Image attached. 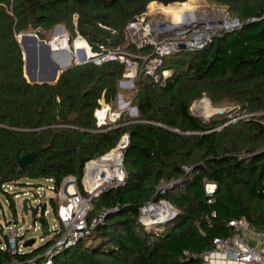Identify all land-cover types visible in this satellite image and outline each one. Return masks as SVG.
Masks as SVG:
<instances>
[{"label":"trees","instance_id":"obj_1","mask_svg":"<svg viewBox=\"0 0 264 264\" xmlns=\"http://www.w3.org/2000/svg\"><path fill=\"white\" fill-rule=\"evenodd\" d=\"M187 1L0 0V193L15 217L16 194L4 187L20 192L51 180L58 192L75 177L85 194L86 165L129 136L123 183L106 187L93 200L89 220L105 211L103 222L52 264H204L203 254L214 249L215 239L235 235L232 222L245 219L264 232V0H208L227 7L241 24L217 31L201 49L187 47L165 57L162 69L172 71L165 85L140 76L135 120L104 128L96 123L100 100L117 101L125 74L120 62L74 64L53 85L30 84L24 75L18 35L47 40L63 25L72 42L80 36L93 51L104 45L148 54L152 48L129 42L128 26L154 2ZM82 45L76 43L78 49ZM205 96L239 111L203 120L192 106ZM39 148L35 160L21 168L18 157ZM162 201L177 214L144 220L143 209ZM46 211L45 237L56 234ZM54 239L22 254L0 249V264L33 258L45 264L42 256Z\"/></svg>","mask_w":264,"mask_h":264},{"label":"built area","instance_id":"obj_2","mask_svg":"<svg viewBox=\"0 0 264 264\" xmlns=\"http://www.w3.org/2000/svg\"><path fill=\"white\" fill-rule=\"evenodd\" d=\"M146 15L147 13L139 21L131 23L128 26V40L139 49L146 47L152 48L151 53L133 54L125 48L110 49L104 45H100L97 51H93L87 42L86 47L78 51L75 42L81 39L84 40L80 36L77 37L68 51L70 50L74 54L73 60H76V63H93L96 66H101L108 62H120L125 68L121 85L131 87L135 90L136 94L139 91L137 81L140 76L150 77L156 84L163 86L166 83V79L171 75L169 71L162 69L165 57L180 49L178 45L181 43H185L190 48L201 49L211 42L213 35L204 37L203 34L197 35L194 32H190L183 35L181 39L178 37L160 39L154 34L150 25H143V18ZM65 39L69 44L71 43V38L68 34H66ZM55 50L57 51V49ZM79 59L81 60L80 62ZM121 116V112H114L110 104H107L103 99L100 100V108L95 111L96 123L99 128H104L111 122L117 123ZM128 144L129 136L126 134L116 150H114L120 157L119 168L121 175L118 179L119 184L123 183L125 179L121 159L123 157V150ZM106 157H102V161ZM97 163L98 160H95L86 165L83 178L85 194L81 192L75 177L67 178L66 183L64 185L62 184L63 187L61 186L58 192L54 191L55 188L52 181L48 180L52 184L50 190L53 194H58L63 199V202L59 206L57 217V232L59 238L54 241L53 245L42 256L46 259L45 264H52V259L56 255L74 246L81 239L90 236L95 225L103 222L105 211L100 213L96 218L89 220L90 212L93 209V200L108 187V183L110 182L109 180L103 181L104 179H101L103 182L101 181L100 186L93 189L89 188V185L95 183L98 178L103 176V171L94 174L92 177L89 176L90 166ZM4 188L8 190L10 186ZM39 190L37 194L32 195L31 191L25 194L27 197L31 196L34 203H36L33 205L32 200H30V206L35 207L42 204V202H38L42 198ZM213 192L214 186L209 185L208 193L212 195ZM230 226L235 230V235L232 238L215 239L213 242L214 249L206 251L203 254L204 264H264V232L252 228L245 219L234 221ZM3 230L6 236V242L0 243V249L2 251L8 250L13 254H22L27 250L24 248L22 242H20L23 235H21L22 228L19 222L6 225ZM23 264H38V261L36 258H33Z\"/></svg>","mask_w":264,"mask_h":264},{"label":"rangeland","instance_id":"obj_3","mask_svg":"<svg viewBox=\"0 0 264 264\" xmlns=\"http://www.w3.org/2000/svg\"><path fill=\"white\" fill-rule=\"evenodd\" d=\"M189 1V0H188ZM187 1V2H188ZM183 4V3H181ZM174 5V4H173ZM172 5H162L159 4L157 2L152 3L147 11V15L143 18V25H150V28L152 29V31H154V34L157 36V38L160 39H164V38H175L177 37L176 32L174 30L179 29V30H188L191 29V32H194V34L197 35H204V37L208 36V35H214L217 31L219 30H232V29H236L238 28V26L241 24L240 19L238 18H234L232 17L230 11L228 10L227 7L223 6V5H219V4H215L212 2H209L208 0H197L196 5L190 10H186V11H180V10H175L174 12H164L162 9L165 8H169ZM142 21V20H141ZM235 25H237L235 27ZM57 29V28H56ZM55 29V31H56ZM61 29H59L60 32ZM66 34L69 35V37L71 38L70 34L68 31L65 32ZM54 36V32H51V35L49 38H47L48 43L50 41L52 46H54L55 44H57V42H63L62 40H60L59 36H63V34H57L55 38H53ZM213 37V36H212ZM20 40V35H18L17 37ZM77 39V38H76ZM73 40L74 41H76ZM85 41V40H84ZM73 42L71 41L70 46L72 47ZM78 41L75 42V46L76 43ZM86 42V41H85ZM65 45L67 46V42H65ZM70 47V48H71ZM60 49L62 48L61 46L59 47ZM56 48V49H59ZM59 49V50H60ZM72 50V49H71ZM70 51V50H69ZM68 51V52H69ZM78 53V52H77ZM72 57L74 58V54H72ZM76 60H73V64H76ZM71 65V66H72ZM70 66H68L67 68H69ZM66 68V69H67ZM171 74L172 71L168 70ZM120 86V92L118 94L117 97V101L115 102V104H110V106L112 107V110L114 112H121L122 116L121 118L118 120H135L139 117V112L135 113V109H137V107L134 104V99L136 97V93L135 90L132 89L131 87H124L123 85H121V82L119 84ZM199 107L204 108L205 110H209L212 114L209 117H219V115L217 114L220 110H224L225 114L224 117L226 118H231V116H234L235 114L238 113L239 109L237 106L228 104V103H224V104H214L212 102L211 99H209L207 96H205L204 98H202L201 100L196 101L193 106H192V112L195 116L200 117L202 119H207V116L200 114L199 111ZM243 117H247L243 116ZM235 121V120H234ZM231 121V122H234ZM116 123H109V125H114ZM116 150V149H114ZM112 151L110 152L107 156H109L112 153H116V151ZM106 157V156H104ZM102 159L100 158L98 160L97 164H94L92 166H90V171L89 172H96V170H98L99 168H101V165H107L109 164L111 168L117 167L118 163L116 164V162L113 160H111L110 162H106V161H102ZM99 165V166H98ZM103 166V165H102ZM120 167V166H118ZM117 167V168H118ZM119 169V168H118ZM120 170V169H119ZM98 172V171H97ZM92 173V174H93ZM67 180H65L63 182V185L66 183ZM96 182V181H95ZM38 183V185L36 184ZM34 183V185L32 188H25L23 190L17 189L16 187H10L8 190L11 193L16 194L19 197H15V204H16V216L15 214H13V212L10 210L9 207V203L5 197V195H3L2 193H0V240L3 241L5 243L6 241V236H5V232L3 230V228L8 225L9 223H16L19 222L22 228L21 231V235H23L21 237L20 242H22L23 245H25L27 242H30L32 240H34V244L26 249H31V248H36L39 247L45 243H47V240L49 239H53V237H55V241L59 238V234H58V230H57V216L55 214L54 208L53 207H57V211L59 209V206L62 204L63 199H61V197L58 194H53V192L50 190V186L52 185L49 181H38ZM36 184V185H35ZM119 184V180L118 178H113L110 180V182L108 183V186H114ZM62 185V187H63ZM40 186V188H39ZM97 186H100L97 185ZM40 190H39V189ZM39 190L40 196L42 197L41 200H39L38 202H42V205L46 206V214H45V218L49 223V230L51 231H55L56 230V234H51L48 235L47 237H45V233L43 232L42 229V222H40V220L42 219V212L39 213V222L38 225L34 224L33 222V218L30 215H25L23 212V201L24 200H32L31 196H25V194L30 193L29 191H31V194H37ZM52 201L54 203H52ZM166 201L160 202L158 204H156V208H161L164 207L165 210L170 208L167 206V204H165ZM164 203V204H162ZM32 204L35 205L36 203H34V201L32 200ZM150 212L148 213H143V219L148 221V222H152L150 221L151 219L150 217ZM151 214H155L157 216L158 219H160L162 217L161 213H153L151 212ZM171 216V212L169 214ZM169 216V217H170ZM167 217V218H169ZM166 218V219H167ZM160 220H165L164 217ZM25 248V246H24Z\"/></svg>","mask_w":264,"mask_h":264},{"label":"water","instance_id":"obj_4","mask_svg":"<svg viewBox=\"0 0 264 264\" xmlns=\"http://www.w3.org/2000/svg\"><path fill=\"white\" fill-rule=\"evenodd\" d=\"M177 4H181V3H177ZM56 28L62 29L64 32L67 31L63 25H58L56 26ZM174 31L176 32L177 37L181 39L183 35L190 33L191 29H188L185 31L176 29ZM18 41L20 43L22 53H23V58H24V75L26 77V73H27L28 76L30 77V80L29 81L27 80V81L30 84H51V85L56 84L59 81V78L65 69L62 70L60 65L55 64V62L52 63V54H53L52 44L50 42L48 43L47 41L40 39L37 34H22L20 35V40L18 39ZM178 48L185 49L187 48V45L185 43H181L178 45ZM69 53L71 54L70 51ZM43 58L48 63L52 64L50 74L43 75L42 71L38 70L39 60L42 61ZM72 60H73V57L71 55L68 65H71ZM82 64L84 63H76V65H82ZM135 112H138L137 109H135ZM217 114L224 115L225 111L220 110ZM42 151H43V148H39L35 150L34 152L29 153L25 156H19L18 157L19 166L23 168V167L30 165L35 160L37 155ZM121 163L123 164V157L121 159ZM165 204H167V206L170 208V211H171L170 217H174L177 214L176 211L173 209V207L168 202H165ZM151 206H157V205L150 204L147 208ZM147 208L143 209V213H148ZM45 209H46L45 205L39 204L34 207V206H30V200L27 199L23 201V212L25 215L31 214L35 225L39 222V219H38L39 213L44 211ZM149 218L152 221L159 220L155 214H150ZM41 221L43 220L41 219L40 222ZM11 224L12 223H9L8 225H11ZM33 244H34V240L27 242L24 246L25 248H28L32 246Z\"/></svg>","mask_w":264,"mask_h":264},{"label":"bare ground","instance_id":"obj_5","mask_svg":"<svg viewBox=\"0 0 264 264\" xmlns=\"http://www.w3.org/2000/svg\"><path fill=\"white\" fill-rule=\"evenodd\" d=\"M196 3H197V0H189L186 3H183V4H177L176 3V4L172 5V6H170L169 8H165V9H162V10L164 12H166V13L167 12L171 13V12H174L175 10L186 11V10H190V8L192 9L196 5ZM59 33L63 34V36H59L60 40H62L63 42H59V43L57 42V44H55L53 46V48L56 49V48H59L61 46L62 48L61 49L59 48L60 50L68 51V49L70 48V44L65 39L66 33L62 29L60 30ZM64 41L67 42V46L65 45ZM78 41H83V43H84V45H82L80 49H78V47L76 46L77 50L80 51L81 49H84L86 47V42L84 40H82V39L78 40ZM50 42H52V41H50ZM80 61L81 60L79 59V62ZM27 75L28 74L26 73V76ZM199 111H200V114L207 116V118H209V116H211V114H212L209 110L207 111V110H205L202 107H199ZM103 160L106 161V162H110L111 160L112 161L114 160L116 162V164L118 163V166L120 164V157H119L118 153H112L109 156H107L106 158H104ZM104 164H106V163H104ZM104 164H102L103 166L101 165V168L96 170V172H94V173L90 172L89 173V176L92 177L94 174L103 171V176L98 178L95 183L89 185L90 189L98 187L97 185L101 184V181H102L101 179H104L103 181H106V180L110 181L111 179H113L115 177L118 178V179L120 178L121 171L119 170L120 168L118 166L117 167L119 169L117 167L111 168L109 164H107V165H104ZM147 212H150V214H151V212L156 213V214L157 213H161L162 217L160 219H162L163 217H164V219H166L167 217L170 216L169 214H170L171 211L169 209L165 210L164 207L156 208V206H151V207L147 208ZM150 221H152V220H150Z\"/></svg>","mask_w":264,"mask_h":264},{"label":"crops","instance_id":"obj_6","mask_svg":"<svg viewBox=\"0 0 264 264\" xmlns=\"http://www.w3.org/2000/svg\"><path fill=\"white\" fill-rule=\"evenodd\" d=\"M55 29L53 30V32H54L53 38H55L56 35L59 33V29H56V31H55ZM55 54H56V56H55ZM70 58H71V54L68 51H65V50L62 51L59 49H57V51H56L53 48L52 63L55 62V64L60 65L62 70L66 69L68 66H71L73 64V60H72L71 65H68ZM51 67H52V64L48 63L44 58L42 59V61L39 60L38 70L42 71L43 75L50 74L51 73ZM227 264H235V263H227Z\"/></svg>","mask_w":264,"mask_h":264}]
</instances>
